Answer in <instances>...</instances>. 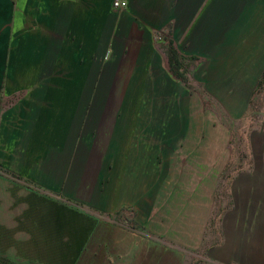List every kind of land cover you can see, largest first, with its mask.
Returning a JSON list of instances; mask_svg holds the SVG:
<instances>
[{
  "label": "crops",
  "instance_id": "0c3cea01",
  "mask_svg": "<svg viewBox=\"0 0 264 264\" xmlns=\"http://www.w3.org/2000/svg\"><path fill=\"white\" fill-rule=\"evenodd\" d=\"M127 2L0 0V178L10 184L0 195L38 239L52 234L78 258L161 264L165 247L116 221L129 207L146 230L169 232L174 252L193 245L203 264H264V0ZM197 62L217 98L193 77ZM188 87L204 110L261 123L242 169L202 156L198 195L169 170L176 147L160 144L177 134V89ZM148 104L152 144L136 137Z\"/></svg>",
  "mask_w": 264,
  "mask_h": 264
},
{
  "label": "rangeland",
  "instance_id": "374dc122",
  "mask_svg": "<svg viewBox=\"0 0 264 264\" xmlns=\"http://www.w3.org/2000/svg\"><path fill=\"white\" fill-rule=\"evenodd\" d=\"M194 69L193 77H196L198 81H205L209 85L211 95L217 98L215 83L213 84L210 80L207 82V74L202 72V67L199 64L197 67L194 65ZM199 92V89L190 87L186 90H183V88L177 89V104L174 105V109L176 108L178 114L177 134L171 139H167L165 136L160 138L161 146L170 144L176 147V152L171 153L173 162L169 170L175 173L176 176L181 177L183 181L181 187H184V185L192 187L193 193L197 195L200 190L199 178L201 176L202 156L208 157L210 163L214 162L212 166H216L217 160H221V156H224L228 161L234 162L236 168L233 171L240 170L246 164L248 156L243 151V146L250 143L252 136H256L261 127L260 121L254 120V117L255 119L258 118V114L253 116H247L248 114H246V117L242 120H233L227 119V117L223 118L217 111L215 104L205 105L208 108L204 110ZM186 100L187 103H185ZM156 107L149 104L145 106V135L140 131L136 136L138 138L143 137L145 143L152 144L157 140V133L155 130L153 132L152 127L155 124L153 118L156 114ZM165 121L161 123H164L165 128H168V123ZM140 134L142 135L140 136ZM206 147H209L211 152L203 154L202 151ZM164 155L162 153V161ZM216 171V169L210 170V172H214L213 176L217 175ZM190 178L193 181L192 185L189 184ZM5 181L0 178V187L8 189L10 184L7 182L9 181ZM195 189L198 193L195 192ZM15 206L11 210L8 195H0V264H105L100 259H91L88 252L78 258V255L72 252V248H59V245L63 246V244L52 240L50 238L52 234H48V239L45 238L41 241L38 239V236L40 237L39 232L30 231L32 229L28 218L16 215ZM195 211L193 210V212ZM164 213L167 216V211ZM115 218L118 224L129 225L130 229L138 231L137 234L140 238H143L139 242L140 244L144 243L146 247L150 246L151 250L153 242L156 244L159 242L161 246L165 247L161 250L164 254L161 264H203L200 247L190 245L184 248H176L175 252L172 251L174 248L170 247L172 242L168 240L170 237L169 232H161V235L158 236L146 230L135 220L133 209L128 207L124 212L122 210L120 214H116ZM26 221L28 223H25ZM116 258L114 260L115 264H125L124 259L121 257ZM107 261H111L107 264H113L112 259Z\"/></svg>",
  "mask_w": 264,
  "mask_h": 264
},
{
  "label": "trees",
  "instance_id": "16d2710c",
  "mask_svg": "<svg viewBox=\"0 0 264 264\" xmlns=\"http://www.w3.org/2000/svg\"><path fill=\"white\" fill-rule=\"evenodd\" d=\"M175 52L173 51V50H170V52H169V56H170V64H171V68L173 69V71H174V73L178 76V77H180V78H182V79H185V75H184V72H178L177 70H175V69H177V66L175 67L174 66V61L177 59V57H176V55L174 54ZM262 86H264V73L262 74V77H261V80H260V87H262ZM121 213V211H119V212H117V214H120Z\"/></svg>",
  "mask_w": 264,
  "mask_h": 264
},
{
  "label": "built area",
  "instance_id": "2783aa9c",
  "mask_svg": "<svg viewBox=\"0 0 264 264\" xmlns=\"http://www.w3.org/2000/svg\"><path fill=\"white\" fill-rule=\"evenodd\" d=\"M113 4L115 9L122 10L127 7L128 2L127 0H113Z\"/></svg>",
  "mask_w": 264,
  "mask_h": 264
}]
</instances>
